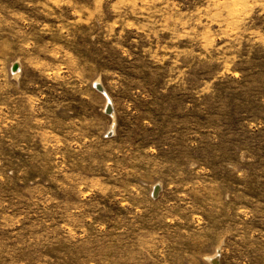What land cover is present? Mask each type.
Returning <instances> with one entry per match:
<instances>
[{
	"label": "rangeland",
	"instance_id": "1",
	"mask_svg": "<svg viewBox=\"0 0 264 264\" xmlns=\"http://www.w3.org/2000/svg\"><path fill=\"white\" fill-rule=\"evenodd\" d=\"M0 264H264V0H0Z\"/></svg>",
	"mask_w": 264,
	"mask_h": 264
},
{
	"label": "bare ground",
	"instance_id": "2",
	"mask_svg": "<svg viewBox=\"0 0 264 264\" xmlns=\"http://www.w3.org/2000/svg\"><path fill=\"white\" fill-rule=\"evenodd\" d=\"M216 260H217V257H214V258H213V261H214L215 263H216Z\"/></svg>",
	"mask_w": 264,
	"mask_h": 264
},
{
	"label": "water",
	"instance_id": "3",
	"mask_svg": "<svg viewBox=\"0 0 264 264\" xmlns=\"http://www.w3.org/2000/svg\"><path fill=\"white\" fill-rule=\"evenodd\" d=\"M101 88V87H100ZM102 89V88H101Z\"/></svg>",
	"mask_w": 264,
	"mask_h": 264
}]
</instances>
